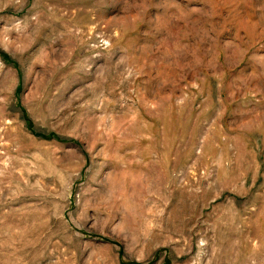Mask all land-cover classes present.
I'll use <instances>...</instances> for the list:
<instances>
[{"label":"rangeland","instance_id":"1","mask_svg":"<svg viewBox=\"0 0 264 264\" xmlns=\"http://www.w3.org/2000/svg\"><path fill=\"white\" fill-rule=\"evenodd\" d=\"M0 264H264V0H0Z\"/></svg>","mask_w":264,"mask_h":264}]
</instances>
